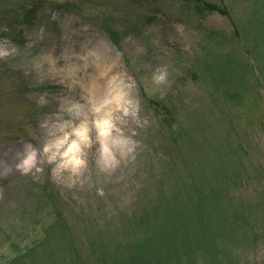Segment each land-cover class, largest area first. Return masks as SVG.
I'll use <instances>...</instances> for the list:
<instances>
[{"label": "rangeland", "instance_id": "rangeland-1", "mask_svg": "<svg viewBox=\"0 0 264 264\" xmlns=\"http://www.w3.org/2000/svg\"><path fill=\"white\" fill-rule=\"evenodd\" d=\"M228 2L0 0V264H264V0Z\"/></svg>", "mask_w": 264, "mask_h": 264}, {"label": "trees", "instance_id": "trees-1", "mask_svg": "<svg viewBox=\"0 0 264 264\" xmlns=\"http://www.w3.org/2000/svg\"><path fill=\"white\" fill-rule=\"evenodd\" d=\"M183 2H185L191 9V11L193 12V14L195 15L196 18L199 19V21H206L210 16L214 15V14H220L222 16H226V17H231V7L230 4L228 2V0H182ZM42 0H33L34 6L33 7H26L23 6L21 8V10L23 11V14L19 12L18 8H16L17 12H18V16L17 18H20L22 16L25 17H35L37 11H38V6L41 4ZM22 14V15H21ZM107 29L110 31L109 34L111 33L112 36L114 37L113 34V29H111L110 27L106 26ZM237 34H239L238 31H236ZM233 42H237L239 43V40L236 38V36H233ZM239 47L241 49H243V45H239ZM0 75H2V77L4 76H9V77H13L14 75L11 72H6L4 67L0 66ZM142 93L144 95V97L146 99H148L150 101V106L152 109H154V111L157 113L158 116V122L161 123V121H165L168 122L171 121V117L173 118L174 114L171 110H169V108L171 106H174V103H169L166 102L164 99H159V98H149L145 92V90L142 89ZM170 115V116H169ZM156 131L158 132V135L162 136L161 134V129H156ZM230 183L233 184L235 186V184H239V182L237 181V178L232 177V179L230 180ZM237 187H235L236 189ZM44 192H46L47 196L50 197L52 195V191L48 188L45 187ZM14 257L9 259V261L6 263L8 264L9 262H11L12 260L14 261ZM13 261L9 264H12Z\"/></svg>", "mask_w": 264, "mask_h": 264}, {"label": "clouds", "instance_id": "clouds-1", "mask_svg": "<svg viewBox=\"0 0 264 264\" xmlns=\"http://www.w3.org/2000/svg\"><path fill=\"white\" fill-rule=\"evenodd\" d=\"M103 127H104L105 131L102 133V135H107L108 134L107 130H108V127H109L108 122ZM113 143L114 144H119L121 142L120 141H113ZM73 147H75V145ZM103 151H104V154H105L106 157H110V152H109V149H108V147L106 145L104 146ZM33 160H34L33 156L29 155L28 157H26V159H25V161L23 163H24V165L30 166V165L33 164ZM74 162L77 163V164L80 163L79 160H74Z\"/></svg>", "mask_w": 264, "mask_h": 264}, {"label": "snow or ice", "instance_id": "snow-or-ice-1", "mask_svg": "<svg viewBox=\"0 0 264 264\" xmlns=\"http://www.w3.org/2000/svg\"><path fill=\"white\" fill-rule=\"evenodd\" d=\"M107 121L104 122L103 126L106 125ZM81 136H83V133H80Z\"/></svg>", "mask_w": 264, "mask_h": 264}]
</instances>
